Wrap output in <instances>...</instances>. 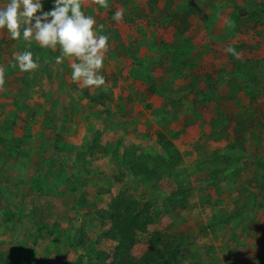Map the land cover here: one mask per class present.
I'll return each mask as SVG.
<instances>
[{
    "label": "crops",
    "instance_id": "1",
    "mask_svg": "<svg viewBox=\"0 0 264 264\" xmlns=\"http://www.w3.org/2000/svg\"><path fill=\"white\" fill-rule=\"evenodd\" d=\"M41 3L43 11H50L55 0ZM108 3V9L91 0L82 5V11L95 18L97 29L104 26L100 34L109 36V51L99 73L107 91L74 83L70 61L55 63L59 49H43L32 42V52H43L44 61L30 84L26 122L28 129L38 124L28 138L43 139L42 149L36 141L23 149L25 133L11 129L23 121L17 102L10 120L2 123L10 121L9 126L0 124V142L11 140L16 158L32 153L39 158L34 163L17 162L27 185L24 192L13 194L18 202L12 203L11 212L1 208L3 217L20 218L21 207L28 206L26 211L32 212L34 205L33 213L39 216V206L53 200L59 202L55 213L61 214L62 205L70 203L68 212L76 216L79 203H87L92 210L104 209L120 195L169 207L166 198L184 187L200 193L187 198L196 204L194 211L206 218L220 210L230 222L221 242L213 239L204 244V263L211 258L209 248L216 252L209 264H264V242L260 241L240 244L241 250L231 248V262L220 254L233 246L232 238L237 241L242 234L235 227L241 223L259 227V220L264 224V150L258 144L264 138V116L259 113L264 107V0ZM119 9L124 17L117 23L112 17ZM7 41L12 40L1 39ZM229 46L239 58L226 52ZM3 97L4 91L0 108ZM219 119L224 124L214 138L211 132ZM247 138L252 146L238 144ZM129 157L143 171L154 169V174H130L125 168L131 166ZM6 160L5 155L3 165L16 169V163L9 165ZM168 180L171 190L160 188L164 195L160 190L154 194L155 184L165 188ZM26 191L29 197L20 206L19 196ZM40 197L44 200L39 205ZM227 199L235 209L223 207ZM233 219H237L234 224ZM256 231L264 233V229Z\"/></svg>",
    "mask_w": 264,
    "mask_h": 264
},
{
    "label": "rangeland",
    "instance_id": "2",
    "mask_svg": "<svg viewBox=\"0 0 264 264\" xmlns=\"http://www.w3.org/2000/svg\"><path fill=\"white\" fill-rule=\"evenodd\" d=\"M8 2L9 0H0V8L4 7L3 3L4 5H6ZM0 34V57H4L2 61L0 60V66H4L8 72V74L5 75V78H7L5 80L6 91H4V97L1 98L3 99V106L0 108V124L3 125V127L7 125L9 126L10 121L5 123V125L2 123L6 119L10 120V112L14 110L13 106L15 105V107L17 108L16 103L20 102V107L17 110L20 111V116L23 121L19 122V124L14 125L11 129L16 130V132L20 131L21 134L25 133V137L22 139L23 149H27L28 145L33 143L34 141H36L37 146L39 144L38 149H42L41 144L43 142V139H39L37 136H35V138L33 137V135L30 139L28 138V132L31 129H37L38 124L32 125L31 129H28L26 122L27 114L30 110V107L28 105V96L29 92L31 91L30 84L37 78L35 76L36 74L34 71L30 73H23L20 72L18 68L11 67L14 53H18L26 49L33 51V49L31 47L29 48L28 45L22 40H12L6 30H0ZM2 38L11 39L12 41L1 42ZM37 52L41 53V55H37L36 52H33V59L39 63L40 67H42L44 61V57L42 56L43 52ZM38 104H41V102L38 101ZM259 113L262 115V117L264 116V107L261 108ZM223 124L224 120L219 119V122L217 124L218 126L216 125L215 129L213 128L214 132H211L214 138L217 134V131L220 130V126H222ZM39 126H43L41 122ZM5 130L4 132H7V130ZM263 132L264 123H262L261 125V134H263ZM259 136H261L260 133ZM248 140V138L244 139L238 142V144L243 143L244 146L250 147L252 146V143H249ZM10 143L11 140L0 142V160L2 159L0 162V252H5L8 254V256L18 253H22L23 255L32 254L34 258L42 262V264H86L87 260L92 258L90 256H93L94 249L96 253H98L97 255L99 264L108 262L109 258L104 261V256H110L116 243L107 242L102 237L104 232L109 228L110 225L109 223L102 224V222L97 220H88V218L86 222H83L81 220V218H83L81 217V214H84V216H86L89 213H84V211L92 210L90 206H86L87 203L85 202L78 204L80 213L78 212V215L76 216L73 214H69L68 212L71 207L70 203L62 205L63 209L60 208L61 214L60 212L55 213L54 211L57 210L55 208L59 207V202L53 200L52 202L47 201L48 205H45V203H43L42 206H39L41 210V214H39V216L33 213L35 207L37 208V206L32 204L34 205V207L32 208V212L26 211L28 206L21 207V210H24V212L20 211L17 213V215L19 214L18 216L20 218H6L5 216L3 217L1 208L4 209L5 213L7 211L11 212L12 203L16 204L18 202V199H16V197H14L16 200L12 199L13 194H16L17 192H24L22 191L23 187L27 185V182H25L26 180L24 179L25 177L23 175L24 172L21 170L22 166L17 162H19L20 160L24 162L30 161L31 163H34L36 162L35 160L39 158V154L36 153H32L30 155L21 154L22 156L16 158V155L13 156L12 154L13 147H11ZM258 144L262 152V150H264V138H261L258 141ZM22 151L26 152L27 150ZM31 151L32 150H30V153ZM5 155L7 157L6 161L9 165H11L12 162L16 163V169L15 166L13 168L12 166L6 167L7 164L6 166L3 165V157ZM261 156H264V154L261 153ZM213 174L217 176L216 172H213ZM33 179L34 178H32L31 180ZM160 188H162L163 191H170V180L167 181V186L165 188L159 186L158 183L155 184L153 189L154 194L156 190H160L161 194L164 195ZM175 189L176 188H174V190ZM215 189L218 190L217 187L212 188L211 190ZM230 189H232V187ZM148 192L149 194L153 195L151 189ZM190 194L200 193L193 189L192 192H187V198L190 197ZM28 195L29 194L26 191L25 195L19 196L21 200L20 206L26 204V200L29 197ZM31 197L34 201L35 197ZM249 197H251V194ZM119 199L120 197L116 200ZM43 200L44 198L40 197L39 205L43 202ZM124 200H127L126 203L135 205L138 210H141L144 205L143 203L139 202L137 197L130 199L124 197ZM224 202L225 205H223V207L232 206L234 209L236 208V206L233 205V201L231 199H227ZM261 203L264 205V201H262ZM76 205L77 203H75V208H77ZM99 206H101V204H99ZM153 206L155 207V210H158V215H155L156 217H154V215L152 214V216L149 217L150 221L152 220V223L149 226L147 225L148 232L145 235L138 236V240L148 242L151 238L153 239L155 234L156 236H159L163 246L172 240H176V242L178 243L177 251H183L184 255L181 258L175 256L167 257L166 260L168 264L211 263L209 262V260L214 257L216 252L208 248L207 254L210 255L211 258H209V260L204 263L203 254L204 252L206 253L205 248H207L204 246V244H207L209 241L211 242L213 239H215L216 242H221V239L224 238L222 236L228 233L224 228H227V226L225 225H228L227 223L230 222H226L224 220L223 217L225 213H221L219 210L216 214L209 215L205 218L198 211H194L196 204L189 203L186 199L185 209L180 214V217L176 219V216L170 211V208L166 205V203H163L161 205L155 203V205ZM43 212H45L47 215L42 214ZM236 212H238V210ZM236 221L237 219H233L231 220V223L234 224ZM249 222L251 221L249 220ZM249 226V223H241L240 225L235 227L238 229L237 231H240L242 234H240V236L238 235L239 239L237 241H235V239L233 238L230 240L231 242H234L233 246L226 248L220 252V254L223 256V259L228 258V261L231 262L233 258L230 255L231 248L233 249L236 247L241 250L239 248L240 244H248L250 246V243L253 241H260V244L264 242V233L256 231L258 228H260L261 230L264 229V224L262 223V221H258L259 227L254 225H251L250 227ZM241 227H243L244 232L241 231ZM247 228H250L251 230L247 231ZM50 229H52V231H55L54 229H56V234L59 236L64 234L66 236L69 235L71 237H74V239L72 240V249L67 250V244L70 242L69 240H66L65 243L57 244L54 241V238L56 237L52 236V234H49L48 230ZM219 230H222V232H219ZM209 232H211L212 234H210ZM91 244L94 246L93 249ZM172 245L175 244L173 243ZM143 247L144 244H139L136 247V250ZM55 248L61 250L62 253L66 251L64 259H62V257L60 258L56 256V254L54 253Z\"/></svg>",
    "mask_w": 264,
    "mask_h": 264
},
{
    "label": "clouds",
    "instance_id": "3",
    "mask_svg": "<svg viewBox=\"0 0 264 264\" xmlns=\"http://www.w3.org/2000/svg\"><path fill=\"white\" fill-rule=\"evenodd\" d=\"M85 2L55 0L52 10L43 11L41 0H9L0 8V30H6L12 40H22L29 48L35 41L43 49H59L60 55L55 57V63L70 61L74 83L107 91L105 78L99 73L109 51V36L100 34L104 26L99 25L97 29L95 18L82 11ZM91 4L104 9L110 7L108 0H91ZM123 17L124 10L119 9L112 19L120 23ZM226 52L239 58V53L231 46L226 48ZM11 67L30 73L40 65L33 59V52L26 49L13 54ZM5 71V67L0 66V92L6 91Z\"/></svg>",
    "mask_w": 264,
    "mask_h": 264
},
{
    "label": "trees",
    "instance_id": "4",
    "mask_svg": "<svg viewBox=\"0 0 264 264\" xmlns=\"http://www.w3.org/2000/svg\"><path fill=\"white\" fill-rule=\"evenodd\" d=\"M128 162L131 166L129 165L130 168L129 166L125 168L127 171L129 169L130 174L136 175L137 173L143 172L146 177L154 174V169H145L143 171L139 165L134 164V162L131 163L132 157L128 158ZM183 188H177L176 191H173L166 198L170 211L174 213L176 219L180 217V213L185 209L188 189ZM125 197L129 198L127 196ZM126 202L127 200H124V196L120 195L119 200L111 201L104 209L90 210L89 214L82 219L83 222H86L87 218H91L93 221L97 220L102 222V224L109 223L110 225L104 232L102 238L115 242L116 244L110 256H104V261L107 258L109 259L108 262H104L103 264H168L167 257L175 256L181 258L184 255L183 251H177L178 243L176 240H172L163 246L159 236H156L155 233L153 239L151 238L148 242L138 240V236L147 234V225L149 226L152 223L149 217L152 214L156 217L155 215H158V210H155L153 206L155 203L153 201L144 203L141 210H138L135 205ZM54 230H48L49 234L56 237L54 241L59 244L69 240L67 250L72 249V240L74 237L64 234L59 236L56 234V229ZM173 243L175 245H172ZM139 244H144V247L136 250ZM93 248L94 246L92 245ZM54 253L56 256L64 259L66 251L62 253L61 250L55 248ZM97 254L93 249V256H90L92 258L87 260L86 264H99ZM0 264H42V262L34 258L32 254L23 255L22 253H18L8 256L7 253L0 252Z\"/></svg>",
    "mask_w": 264,
    "mask_h": 264
}]
</instances>
